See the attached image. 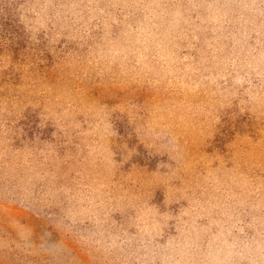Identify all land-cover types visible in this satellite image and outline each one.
<instances>
[{"label":"clouds","instance_id":"obj_1","mask_svg":"<svg viewBox=\"0 0 264 264\" xmlns=\"http://www.w3.org/2000/svg\"><path fill=\"white\" fill-rule=\"evenodd\" d=\"M0 264H264V0H0Z\"/></svg>","mask_w":264,"mask_h":264}]
</instances>
